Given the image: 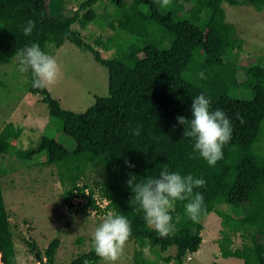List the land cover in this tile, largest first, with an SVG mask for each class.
<instances>
[{
    "label": "trees",
    "instance_id": "obj_1",
    "mask_svg": "<svg viewBox=\"0 0 264 264\" xmlns=\"http://www.w3.org/2000/svg\"><path fill=\"white\" fill-rule=\"evenodd\" d=\"M50 1L0 0V63H10L17 49L32 43L52 55L68 41L88 50L108 73L107 95L95 97L94 103L82 112L62 108L47 88L36 89L47 105L49 122L59 125L75 141L72 151L46 135L38 142L39 150L47 152L45 163L57 168L58 181L64 187L62 203L72 208L73 198H80L84 200L82 212L91 208L103 214L125 215L132 226L131 240L137 246L132 256L134 264H183L186 254L200 247L202 219L226 205L240 219L232 227L224 220L220 222L216 240L220 256L239 258L243 264H264V252L259 251L264 230V68L253 64L239 71L233 59L243 39L226 21L222 6L223 2L248 3L261 10L264 0H171L170 8H160L153 0H83L66 20L39 15L38 11L47 8ZM97 3L100 4L94 8ZM108 4L113 6L112 21L124 35L112 55L103 57L72 24L84 28L96 22L100 7ZM29 19L36 21V28L30 36H24L22 27ZM200 22L205 23L204 30ZM163 28L175 34L167 47L161 34ZM131 42L140 48L134 65L123 57L126 44ZM219 43L223 45L222 54L215 49ZM94 44L108 51L111 40L95 38ZM201 72L205 79L199 77ZM31 80L28 72L29 86ZM223 82L231 84L230 90L219 89ZM3 86L0 80V88ZM235 88L248 89L251 96L239 98L233 94ZM200 94L210 100L212 110L222 109L232 123V138L214 167L202 158H189L193 141L184 137V126L177 122V116L192 118V101ZM136 127L141 129L139 136L132 134ZM12 128L14 125L9 123L0 131V155L9 151L10 138L21 132L17 128L19 134L12 133ZM126 160L135 167H128ZM91 168L102 171V181L95 188L80 182ZM164 168L206 181L198 189L207 207L200 223L193 225L178 202L172 213L176 231L167 238L141 225L138 212L130 204L134 193L127 184L132 175L141 181L158 176ZM95 194L105 201L104 205L100 206ZM243 207L249 213L243 214ZM177 214L181 216L178 223ZM9 218L0 182V264H19ZM236 236L241 239L238 246ZM25 242L32 252L45 257L38 264L98 262L92 246L68 262H57L58 236L51 238L43 251L34 240ZM145 248L156 258L146 257ZM170 248H174L173 253H167Z\"/></svg>",
    "mask_w": 264,
    "mask_h": 264
},
{
    "label": "rangeland",
    "instance_id": "obj_2",
    "mask_svg": "<svg viewBox=\"0 0 264 264\" xmlns=\"http://www.w3.org/2000/svg\"><path fill=\"white\" fill-rule=\"evenodd\" d=\"M83 0H51L45 9H40L41 16H57L66 20L73 15L74 10ZM100 3L94 5L97 8ZM226 21L231 23L236 33L243 39L242 48L234 57V62L242 72L246 65L259 64L264 68V7L256 10L252 5L243 3L230 5L223 2ZM113 6L108 4L100 7L98 20L81 28L73 23L72 28L79 31L83 39L101 51L103 57H110L115 51L116 43H122L123 35L112 21ZM114 24V26H111ZM199 27L204 30L205 23L200 22ZM165 40L164 47L172 44L175 34L163 28L161 31ZM111 40L108 51L101 50L94 44V39ZM216 51L222 54L223 45L218 44ZM140 48L136 42L126 44L123 57L131 65L138 60ZM53 56L59 67L60 75L57 82L47 90L57 99L62 108L74 112H82L92 105L97 96H106L108 91L107 69L98 64L93 55L84 48L66 41ZM0 80L4 86L0 88V131L6 122L14 128L12 133L21 132L18 137L10 138L9 151L0 155V182L6 207L9 212L11 229L14 234V244L19 264H38L36 252H32L25 239L34 240L38 248L43 251L54 236L60 238L55 260L68 262L86 252L92 246V233L106 214L88 208L85 212L80 210L84 200L73 198L74 206L67 208L62 203L64 187L57 177V168L47 161V152L39 150L38 142L42 135L53 137L69 151L75 148V141L65 134L59 125L49 122L47 105L42 102L41 96L27 83V73L19 71L16 58L8 63H0ZM231 84L223 82L219 89L223 92L230 90ZM239 98H249L250 90L235 88L233 90ZM29 118H33L30 122ZM16 125V127H15ZM102 181V171L98 168L88 169L86 176L80 182L90 184L95 188ZM100 201L97 194L94 195ZM232 209L222 205L219 210L211 212L202 219L204 225L201 231L202 242L199 249L185 256L183 264H243L239 258H223L219 254L216 240L219 237L220 222L226 221L234 226L239 217H235ZM243 214L249 213L243 207ZM141 225L147 226L143 212H138ZM259 251L264 252V230L260 236ZM235 246L240 245L241 239L234 238ZM134 241L130 240L125 247L120 264H134L133 252L136 248ZM170 248L167 253H173ZM165 254V253H164ZM144 255L155 259L156 255L149 249H144ZM45 260L43 255L39 256ZM40 259V260H41ZM88 264H99L88 262ZM167 264H176L171 261Z\"/></svg>",
    "mask_w": 264,
    "mask_h": 264
},
{
    "label": "clouds",
    "instance_id": "obj_3",
    "mask_svg": "<svg viewBox=\"0 0 264 264\" xmlns=\"http://www.w3.org/2000/svg\"><path fill=\"white\" fill-rule=\"evenodd\" d=\"M153 2L160 8L171 7V0ZM35 28L36 21L27 20L22 27L23 35L30 36ZM14 57L21 73H31L34 89L43 90L57 82L60 67L53 56L41 50L39 44L32 43L17 49ZM199 77L206 78L203 72L199 73ZM191 114V119L177 116V122L184 126V137L193 141V151L189 158H202L209 166L214 167L223 158V148L232 138L231 120L222 109L212 110L210 100L204 94L193 98ZM140 133L139 127L132 130L135 136ZM125 163L128 167H135L130 161L126 160ZM127 184L134 193L130 198L133 210L143 212L147 226L162 238L175 234L172 213L178 202L183 205L184 216L193 225L199 224L201 217L207 212L204 195L198 191L206 185V181L192 174L181 175L178 171L164 168L158 176H148L141 181H137V176L132 175ZM175 220L178 223L181 216L177 214ZM132 235L131 222L125 215L107 213L91 237L99 264H120Z\"/></svg>",
    "mask_w": 264,
    "mask_h": 264
},
{
    "label": "crops",
    "instance_id": "obj_4",
    "mask_svg": "<svg viewBox=\"0 0 264 264\" xmlns=\"http://www.w3.org/2000/svg\"><path fill=\"white\" fill-rule=\"evenodd\" d=\"M31 120H33V118H31V119L29 118L28 121L30 122ZM9 123H10V122H6L4 125L6 126V125L9 124ZM15 127H16V125H15ZM18 128H21V126L19 125ZM21 129H22V128H21ZM22 130H23V129H22Z\"/></svg>",
    "mask_w": 264,
    "mask_h": 264
},
{
    "label": "water",
    "instance_id": "obj_5",
    "mask_svg": "<svg viewBox=\"0 0 264 264\" xmlns=\"http://www.w3.org/2000/svg\"><path fill=\"white\" fill-rule=\"evenodd\" d=\"M36 257H37V259L39 260V261H41L40 259V257H39V255L36 253Z\"/></svg>",
    "mask_w": 264,
    "mask_h": 264
},
{
    "label": "built area",
    "instance_id": "obj_6",
    "mask_svg": "<svg viewBox=\"0 0 264 264\" xmlns=\"http://www.w3.org/2000/svg\"><path fill=\"white\" fill-rule=\"evenodd\" d=\"M104 202H105V201H104ZM189 254H190V253L186 254V257H187V258H189Z\"/></svg>",
    "mask_w": 264,
    "mask_h": 264
}]
</instances>
